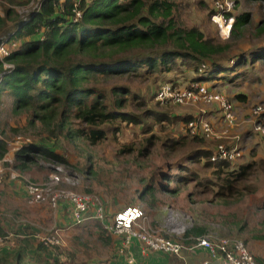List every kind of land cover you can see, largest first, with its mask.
Segmentation results:
<instances>
[{
  "label": "trees",
  "instance_id": "16d2710c",
  "mask_svg": "<svg viewBox=\"0 0 264 264\" xmlns=\"http://www.w3.org/2000/svg\"><path fill=\"white\" fill-rule=\"evenodd\" d=\"M5 1L12 5L16 2ZM251 1L264 3V0ZM180 2L81 1L78 8L82 11V19L78 22H74L73 13L76 0H43L39 11H32L23 17L15 15L12 8H5V16L0 18V31L5 37L0 43L17 41L19 47L0 60V75H3L0 102L4 96L8 97L14 115H23L26 128L33 129L39 137L38 141H32L15 154L14 168L21 172H31L40 160L69 164L64 157L66 148L75 150L77 144L81 143L90 147L101 146L116 138L128 125L140 128L144 134L149 135L144 139L143 146L136 148L126 145L119 153L135 155L134 163L140 164V168L147 167V163L141 164L140 159L149 158L158 148L168 154L166 158L182 154L184 162L176 163L177 171L173 175L167 171L162 172V169L167 168L162 167L146 176L141 190L134 191L135 205L146 204L148 210L158 212L159 206L166 205L168 201L172 203L181 197L183 191L194 185L196 190H200L199 195L213 194V198L205 201L208 205L217 202L224 208L209 213L199 211V217L206 214L220 217L218 223L226 232H222L223 235L237 237L229 239H243L256 262L264 264L261 255L250 249L253 242L264 247V235L245 232L241 223L243 218L228 208L235 205L231 200H238L237 197L243 196L244 191L252 192L246 182L250 180L256 166L249 163L236 168L234 161H213L212 158L217 155V146L228 144L225 140L207 138L200 125L195 131L191 130L189 124L198 123L199 117H204L203 113L180 115L175 114L171 106H184L170 102V107L162 108L159 107L161 102L153 103L164 84L185 90L196 83L208 86V83L223 80L235 81L243 74L242 69L249 65L248 58H251V64L264 61V43L248 53L233 51L234 43L243 37V29L252 21L250 13L237 15L236 5L227 14L235 18L231 36L223 41L207 36L197 26L180 24L175 15ZM213 11L214 16L217 10L214 8ZM263 37L264 19L256 28V38L259 40ZM5 62L12 64L13 68L5 70ZM203 65L205 68L202 69ZM184 67L193 74L190 79L182 83L176 80L163 82L156 89L155 95L149 98L140 95L131 84L124 82L130 78L156 81L158 76L165 77L184 70ZM237 69L241 71L236 73ZM244 97L237 95L236 99ZM213 105H216L220 117L219 106ZM206 120L215 126L212 119ZM179 124H182L185 131L182 135L166 130ZM156 128L160 129V136L154 133ZM11 131L19 133L17 127H11ZM255 134L264 144V138ZM8 144L6 130L0 127V160L8 153ZM262 165L264 168L263 162ZM198 166L210 170L215 181L202 180L195 169ZM9 181L6 179L4 184ZM197 194L191 193L187 197L192 200ZM122 199L126 200L125 204H131L128 196L122 194ZM103 204L106 222H111L118 212L128 207H138L128 206L117 210L105 201ZM63 205L70 206L73 219L72 205L60 201L58 208ZM259 209L264 213V201ZM95 222L108 235L106 239H101L102 242L117 249L119 254L124 236H116L105 230L100 221ZM209 230L207 224L195 222L179 241L185 247H193ZM4 231L0 225V236H9ZM18 234L16 240L21 243V247L16 251L14 259L0 257V264H78L72 254L69 255L70 259H55L54 254H57L58 248L46 247L31 232L20 230ZM20 235L26 238L21 239ZM8 243L9 239L6 241ZM34 244L36 252L29 255L27 252ZM140 244L145 248L143 243ZM197 250L205 249L198 248L193 252ZM117 254L111 260H115ZM124 257L129 262L132 256L127 251ZM106 263L101 259L86 261V264Z\"/></svg>",
  "mask_w": 264,
  "mask_h": 264
},
{
  "label": "rangeland",
  "instance_id": "374dc122",
  "mask_svg": "<svg viewBox=\"0 0 264 264\" xmlns=\"http://www.w3.org/2000/svg\"><path fill=\"white\" fill-rule=\"evenodd\" d=\"M15 1L12 5L5 0H0L1 14L3 15L0 18L5 16V8H12L15 15H17L20 7L28 5L32 0ZM215 1L181 0L176 9V18L184 26H197L209 37L223 41L228 40L221 37L219 28L213 18L212 13L214 12ZM233 1L236 5L235 13L237 15L250 13L252 18L251 23L243 29V37L234 43L235 48L233 51L236 53H248L257 45L264 43V37L259 40L256 38V28L264 19V3L251 0ZM4 37L0 31V40ZM248 59L249 65L242 69L243 74L235 81L228 82L223 80L216 83H208L207 85L226 95L232 102L236 112L237 126L230 130L228 138L225 140L230 146L238 145L243 152L242 158L234 161V167L237 168L240 165L249 163L256 166L250 180L246 182V185L251 187L252 192L244 191L243 196L237 197L238 200H231L234 201L235 205L228 208L243 218L241 223L244 225L245 232L249 231L251 234L260 233L264 235V213L259 209L264 201V171L262 172L264 169L262 168V162L264 164V144L254 132L256 119L251 116V111L256 106L262 105L264 109V61L251 64V58ZM182 69L184 70L165 77L158 76L156 81L154 79L130 78L124 82L131 84L140 95L149 98L155 95L156 89L161 83H168L174 80L182 83L193 76L187 68L184 67ZM239 71L241 69H237L236 73ZM237 95H244L245 97L236 99ZM153 103H158L156 97ZM159 107L165 108L170 107V105L161 103ZM171 108L175 114L180 115H192L191 113L198 115L203 113L202 115L209 120V116L217 115L218 124L215 123V125L218 131L223 130L216 105L171 106ZM209 111H211L210 114ZM26 126V118L23 115L15 116L11 100L4 96L0 102V127L6 130L8 143H13L18 137L38 141L39 137L36 132L33 129H27ZM11 127H17L19 133H13ZM182 127V124H179L166 130L182 135L185 133ZM154 133L160 136V129L156 128ZM148 136L143 133L142 129L128 125L116 138L108 140L101 146L90 147L81 143L80 145L77 144L75 150L66 148L64 157L69 164L57 163L52 160H40L36 166L32 167L31 172L23 173L34 182L45 183L53 173V168L62 166L66 173L80 179L79 192L99 198L117 210H122L128 206L142 207L141 209H144L143 211L146 213L151 227L153 226L152 229L170 239L179 241L185 232L192 228L195 222L207 224L210 227L209 232L214 233L216 236L237 238L234 235H223L222 232H226L219 224L218 220L221 219L217 215L210 216L206 214L203 217L202 215L199 217V211L209 213L211 210L216 211L219 208H224L220 207L217 202L208 205L205 201L213 198V194L199 195L200 190H196L194 185L183 191L181 197L179 196L172 203L167 200L168 203L166 205L158 207V212L148 210L146 204L135 205L134 198L136 196H134V191L141 190L146 176H150L153 171L160 170L162 167H167L162 169V172L167 171L173 175L177 171L176 163L184 162L182 154L172 157L167 156L168 158H166L168 154L163 153L158 148L149 158L140 159L141 164L147 163L146 168H140V164L134 163L135 155L119 153V150L126 145H132L136 148L142 147L144 139ZM49 145L51 146L52 143ZM9 148L8 144V151ZM89 157L91 158L90 160H88ZM195 169L205 182L206 180L215 181L210 170H205L202 166L195 167ZM19 192L16 193L4 185H0V225L4 228V232L11 237L9 242L16 240L19 235L17 225L22 222L19 219L22 218L19 217V210H27V213H25L26 217H31L38 213L35 208L38 204H29L26 199L21 198ZM191 193L198 194L190 200L187 195ZM122 194L129 197L130 205L125 204L126 200L122 199ZM41 205L48 209L47 215H52L56 211L47 202L41 203ZM51 220L52 218L50 217L49 222ZM42 227H45V229L41 230L38 227V230H40L38 235L53 233L55 229L62 230L67 244L64 247H54V249L58 248L57 254H54L55 259H70L69 255L72 254L76 257L78 264H86L87 260L101 259L108 261L117 254V249H112L109 245L102 242L101 239H106L108 235L102 232L93 219L86 220L70 229H61L57 226L48 225V222L46 226L43 225Z\"/></svg>",
  "mask_w": 264,
  "mask_h": 264
},
{
  "label": "built area",
  "instance_id": "2783aa9c",
  "mask_svg": "<svg viewBox=\"0 0 264 264\" xmlns=\"http://www.w3.org/2000/svg\"><path fill=\"white\" fill-rule=\"evenodd\" d=\"M81 1L76 0L74 5V22L82 19V11L78 8ZM43 0H32L28 5L20 7L19 15L26 16L32 11H39ZM235 7L233 0H216L214 8L217 13L213 16L223 39H229L235 22L234 16H227ZM0 16L1 6H0ZM17 41H2L0 43V60L8 57L17 50ZM12 64L4 63V69L10 70ZM205 68L203 65L202 69ZM3 75H0V87ZM156 100L162 104L172 103L181 106H199L217 104L221 113L222 131L212 125L204 117H199V122L189 124L191 130L195 131L198 125L202 128L206 137L212 140H226L230 130L237 126V116L234 106L226 95L199 83L193 84L190 89H175L171 84H164L156 96ZM251 116L256 119L254 131L264 138V109L262 105L256 106L251 111ZM192 131V132H193ZM32 143L30 138L18 137L13 143H9L8 153L0 160V185L6 179L19 181L24 185L29 204H41L47 202L52 208L57 209L60 201L69 202L72 205L73 224L79 225L86 220L100 221L105 230L118 236L123 235L124 241L119 249L121 255H126L134 239L144 244L147 250L170 254L181 257L183 252H192L198 248L208 251L211 260H222L227 264H258L242 240L219 237L213 233H207L198 239L193 247H185L180 241L167 238L154 231L151 227L146 213L139 207H128L118 212L111 222H106V212L103 201L86 193L78 191L80 179L65 172L62 166H55L49 180L45 183H37L30 180L23 172L14 168V155L25 145ZM243 152L238 145L230 146L219 144L217 155L212 160L236 161L242 158ZM10 236H0V245L6 244ZM37 240L48 248L64 247L67 243L62 230L55 229L53 233L37 235ZM134 259L130 258L129 263ZM204 264H209L206 261Z\"/></svg>",
  "mask_w": 264,
  "mask_h": 264
},
{
  "label": "crops",
  "instance_id": "0c3cea01",
  "mask_svg": "<svg viewBox=\"0 0 264 264\" xmlns=\"http://www.w3.org/2000/svg\"><path fill=\"white\" fill-rule=\"evenodd\" d=\"M209 118L212 119L213 122L218 124L217 115H211L209 116ZM4 186L16 193L20 191L19 194L21 198L26 199V189L22 182L9 181L7 182V184H4ZM35 208L36 210H38V213L36 215H32L31 217H26L27 215L25 213H27V210H19V217H22L19 219L22 220V222H20V220L18 219L20 222V224L17 225L18 231L25 230L27 232H31L32 235L36 237L39 234L38 232L40 231L38 230V227H40L41 230L45 229V227L43 228L42 226H46L47 222L48 225L57 226L61 229H70L75 226L71 217V208L69 205H63V207L57 208L52 215H47L48 209L45 208L44 205L38 204V206H36ZM50 217L52 218L51 222H49ZM218 236L220 237V235ZM24 237L25 235L19 236V238L21 239H24ZM250 246V249L255 254L261 255V257L264 259V247L262 246V244H259L258 246L253 242L250 244ZM20 247L21 243H19L17 240H12L8 244L0 245V257L5 256L7 258L14 259L15 253L17 250H19ZM35 250L36 249L34 244V246H32L27 253L29 255H34V253L36 252ZM128 252L130 256H132L131 258L134 259L133 263H129L127 261V257H124V255L122 257V255L119 253L120 255L117 254V258L115 260H111L110 258V260H108L106 264H204L206 261H208L209 264H227L222 260H211L207 250H197L196 252L185 251L183 252V255L181 257H169L162 253H154L146 250V248H144L138 241H134L131 244Z\"/></svg>",
  "mask_w": 264,
  "mask_h": 264
}]
</instances>
